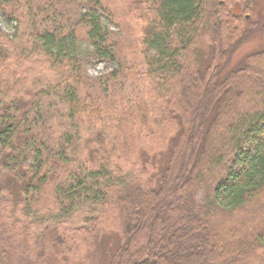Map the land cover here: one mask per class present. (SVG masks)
I'll use <instances>...</instances> for the list:
<instances>
[{"label": "trees", "instance_id": "16d2710c", "mask_svg": "<svg viewBox=\"0 0 264 264\" xmlns=\"http://www.w3.org/2000/svg\"><path fill=\"white\" fill-rule=\"evenodd\" d=\"M116 1L0 0V264H264L257 1Z\"/></svg>", "mask_w": 264, "mask_h": 264}, {"label": "rangeland", "instance_id": "374dc122", "mask_svg": "<svg viewBox=\"0 0 264 264\" xmlns=\"http://www.w3.org/2000/svg\"><path fill=\"white\" fill-rule=\"evenodd\" d=\"M256 1H257L256 2L257 9H255L256 12L253 17L254 21H258L259 19L258 14H261V15L264 14V0H256ZM115 5L117 7V13L121 16L116 22V25H119L118 26L119 28H117L116 25L114 26L111 25L112 26L111 29L114 30L118 36L122 37L125 40H129V42L126 43L129 46V49L136 48V45L138 46V43L136 42V40L140 36L139 27L141 26V24H143V22L139 21V19L137 18L136 11L132 7L130 8L128 6L129 4L127 0H117ZM241 12H242V9L239 8L237 10V13H241ZM102 17L105 23L109 24V18L106 17L105 15H102ZM0 27L9 34L14 33L13 27L7 25L6 22L4 21L1 10H0ZM237 44L238 45L236 46V50L232 58L233 63L231 65V68H237L240 64H242V62L244 61L247 55L251 54L254 51L260 50L261 48L264 47V41L260 37V34L258 31H255L253 33L246 32L244 37L241 40H239ZM88 52H90V50L88 51L87 46H84L82 50V56L84 58L88 57ZM116 67H117L116 64L112 62L94 61L90 65H88V74L91 77L96 78V77H100L108 73H111L112 71L116 69ZM114 241L115 240L113 239H109L106 241V243L103 245V249L101 251H98L95 254L97 256L93 264H100V260L110 254V246L111 244H113ZM104 260L106 261V259Z\"/></svg>", "mask_w": 264, "mask_h": 264}]
</instances>
